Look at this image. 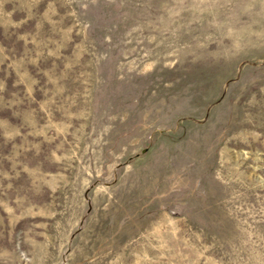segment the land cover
<instances>
[{
  "label": "rangeland",
  "instance_id": "374dc122",
  "mask_svg": "<svg viewBox=\"0 0 264 264\" xmlns=\"http://www.w3.org/2000/svg\"><path fill=\"white\" fill-rule=\"evenodd\" d=\"M0 264H264V0H0Z\"/></svg>",
  "mask_w": 264,
  "mask_h": 264
}]
</instances>
